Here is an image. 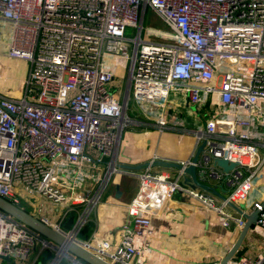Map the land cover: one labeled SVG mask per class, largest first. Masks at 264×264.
Wrapping results in <instances>:
<instances>
[{"label": "built area", "instance_id": "2783aa9c", "mask_svg": "<svg viewBox=\"0 0 264 264\" xmlns=\"http://www.w3.org/2000/svg\"><path fill=\"white\" fill-rule=\"evenodd\" d=\"M148 9L166 31L144 28ZM0 22L10 26L5 54L28 63L22 96H0L1 198L23 210L22 196L47 198L64 208L62 216L38 219L77 239L120 172V140L138 124L134 116L163 132L172 105L177 113L192 108L204 121L194 130L196 146L205 141L195 167L227 195L218 204L185 192L223 227L241 229L229 203L250 202L257 221L248 232L261 238L262 252L226 264H264V199L250 200L264 169V0H0ZM144 33L164 42L145 41ZM117 80L120 96L109 90ZM157 159L154 153L136 174L130 222L116 243L94 234L77 239L109 264H146L150 221L181 190L180 175L156 171ZM216 159L235 167L223 172ZM72 211L76 220L64 230ZM36 250L54 252L48 264H85L0 212V264H27Z\"/></svg>", "mask_w": 264, "mask_h": 264}, {"label": "crops", "instance_id": "0c3cea01", "mask_svg": "<svg viewBox=\"0 0 264 264\" xmlns=\"http://www.w3.org/2000/svg\"><path fill=\"white\" fill-rule=\"evenodd\" d=\"M27 72L28 67L26 72L22 73L24 79ZM1 79L0 74V84ZM22 94L23 83L20 91L15 90L11 93L3 94L0 87V96L17 99ZM167 114V128L163 132L157 131L151 123L148 124L140 114L134 116L138 124L123 130L117 158V167L120 172L111 177L101 195L100 202L89 215L87 225L91 229V234L85 237L82 233L79 241H87L94 234L97 237H105L110 245L116 243L117 230L130 222L127 207L139 187L136 174L154 153L158 156L154 163L155 170L171 178L176 177V169L171 166L163 167L158 162L185 163L195 154L197 146L194 130L203 126L201 114L187 107L177 113L173 105ZM197 170L198 181L212 186L216 194L205 192L200 188H197V191L208 195L215 203L220 204L221 198L225 199L227 195V189L220 183L208 181L204 176L199 175L202 171ZM178 184L181 190L173 193L150 221L152 226V235L148 240L150 257L146 264H219L237 240L240 227L236 223L223 227L214 211L201 206L186 194L187 187L179 181ZM257 199H264V169L254 182L250 197V200ZM249 203H235L234 206L242 213H249ZM32 210L31 207L30 213L35 216ZM229 210L234 217L240 216L236 209L229 206ZM54 219L49 221L55 223ZM262 245L263 241L261 242L257 234L247 232L242 246L233 257L256 253ZM40 260L41 255L36 250L27 264H42Z\"/></svg>", "mask_w": 264, "mask_h": 264}, {"label": "water", "instance_id": "95a60500", "mask_svg": "<svg viewBox=\"0 0 264 264\" xmlns=\"http://www.w3.org/2000/svg\"><path fill=\"white\" fill-rule=\"evenodd\" d=\"M205 141H202L200 145L197 146V150L195 154L188 160L187 165L183 166L179 163L173 162H165L161 161L158 162L159 165L163 167H169L176 169V174L180 175L178 179L179 182L182 183L183 186L191 189L197 190L200 188L205 192H212L216 194L215 189L208 185L203 184L198 181V168L195 167V163L197 162L200 154L204 151ZM156 162V161H155ZM214 166L220 168L223 172H229L231 169L235 167V164L228 162L226 159H216L214 161ZM123 168H127L122 166ZM199 175L202 177L204 176L203 172H199ZM118 189V187H117ZM119 192V191H118ZM224 201V198H221ZM229 206L236 209L239 212V215L244 220L243 225L240 229L239 235L235 243L231 246V248L227 251L224 258L219 262V264H226L229 260L233 258L239 248L242 246L245 236L248 230L251 228L252 225L256 223L257 219V212L250 211L249 213H242L238 210L233 203H229ZM0 212L6 216H9L19 224L27 227L33 233L37 234L43 241L53 244L56 247L62 249V251L68 255H71L78 260L80 263L85 264H109L105 260H102L100 257H97L92 250L87 248V246L83 242H79L76 239L74 233H65L61 230H57L54 227H51L47 224H43L36 216L28 212L27 210H23L17 205L9 202L6 199L0 197Z\"/></svg>", "mask_w": 264, "mask_h": 264}, {"label": "rangeland", "instance_id": "374dc122", "mask_svg": "<svg viewBox=\"0 0 264 264\" xmlns=\"http://www.w3.org/2000/svg\"><path fill=\"white\" fill-rule=\"evenodd\" d=\"M143 23H144L145 29H148L151 27V28H158L162 31H166V27L162 23L158 22L154 14L149 9L147 10L145 14ZM9 30H10V26L7 22H3V23L0 22V74L2 77L0 87L3 91V94L5 92L11 93V91L21 90L22 83L24 82L23 80L24 76H22V73L26 72V69L28 67L26 62L9 58L5 54L6 46H7L6 42H7V37L9 35ZM126 36L127 37L133 36V29L131 28L127 29ZM142 38L145 41L150 40V41L164 42L159 37H156L153 34L147 35L146 33H144L142 35ZM123 87H124L123 81L117 80L116 84H114L112 88H109V90L112 93L113 92L117 93L120 96L123 92ZM131 105L132 104L130 103V106ZM98 172L99 171L94 172V178H96ZM21 198H22L21 199L22 204L23 203L28 204L27 211L30 212L31 207H32L33 209L32 211H34L35 216H38V215L46 216L50 220H53L55 218L54 220L58 221L64 211L63 207L53 204L50 200L44 197L43 199H41L39 196L34 195L31 197V196L25 195V196H22ZM86 226H87V223H86ZM37 248H39V246H37ZM257 252L261 253L262 248ZM54 257L55 255L53 252V256L50 260H52Z\"/></svg>", "mask_w": 264, "mask_h": 264}, {"label": "trees", "instance_id": "16d2710c", "mask_svg": "<svg viewBox=\"0 0 264 264\" xmlns=\"http://www.w3.org/2000/svg\"><path fill=\"white\" fill-rule=\"evenodd\" d=\"M76 217H77V214L75 211L67 213L65 216V219L62 221V228L64 230H69L73 226V223L76 220ZM82 233H84L85 237H89V235L91 234V229L89 228L88 225L85 226L79 234H77V239L82 238ZM52 256H53L52 251L45 250L43 254L41 255L40 261L42 262V264H46L52 258ZM60 264H67V261L63 259Z\"/></svg>", "mask_w": 264, "mask_h": 264}, {"label": "bare ground", "instance_id": "6f19581e", "mask_svg": "<svg viewBox=\"0 0 264 264\" xmlns=\"http://www.w3.org/2000/svg\"><path fill=\"white\" fill-rule=\"evenodd\" d=\"M82 245H84V243H82ZM87 246V245H86ZM87 248H89L88 246H87ZM90 249V248H89ZM91 250V249H90Z\"/></svg>", "mask_w": 264, "mask_h": 264}]
</instances>
